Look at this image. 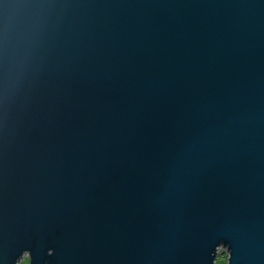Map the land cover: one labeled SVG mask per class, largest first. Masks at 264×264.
<instances>
[{"label":"water","instance_id":"95a60500","mask_svg":"<svg viewBox=\"0 0 264 264\" xmlns=\"http://www.w3.org/2000/svg\"><path fill=\"white\" fill-rule=\"evenodd\" d=\"M219 246L264 264V0H0V264Z\"/></svg>","mask_w":264,"mask_h":264},{"label":"rangeland","instance_id":"374dc122","mask_svg":"<svg viewBox=\"0 0 264 264\" xmlns=\"http://www.w3.org/2000/svg\"><path fill=\"white\" fill-rule=\"evenodd\" d=\"M215 264H227V251L219 246L216 252Z\"/></svg>","mask_w":264,"mask_h":264},{"label":"flooded vegetation","instance_id":"af4514ba","mask_svg":"<svg viewBox=\"0 0 264 264\" xmlns=\"http://www.w3.org/2000/svg\"><path fill=\"white\" fill-rule=\"evenodd\" d=\"M48 253H50V250H48ZM30 258H29V252L24 251L16 260L15 264H29Z\"/></svg>","mask_w":264,"mask_h":264}]
</instances>
